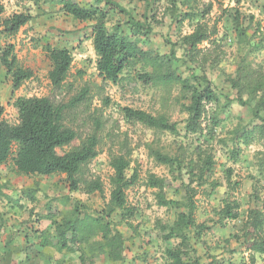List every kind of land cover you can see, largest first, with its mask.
<instances>
[{
	"label": "rangeland",
	"instance_id": "obj_1",
	"mask_svg": "<svg viewBox=\"0 0 264 264\" xmlns=\"http://www.w3.org/2000/svg\"><path fill=\"white\" fill-rule=\"evenodd\" d=\"M73 1L81 6L91 3V0ZM114 1L135 21L150 26V34L140 38L141 41L138 43L143 51L166 56L174 49L173 68L182 78L189 75V68L193 69L196 75L202 72L195 63L189 61L188 55L184 56L181 42L183 37L194 31L196 25L205 26L208 39L197 47L202 52L200 61L205 64V76L217 93L219 107L222 108L228 101L231 103L229 102L228 107L220 112L218 118L221 123L214 130V134L207 136L204 132L201 139L202 149L212 156L213 168L204 177L203 185L199 186L196 182L189 185L195 192L193 203L196 222L206 227L200 232V236L192 233L189 235L191 246L195 250V254L192 255L197 258L199 264L248 262L249 253L246 251L243 238L240 237L237 241L233 236L240 235L239 228L247 210L261 208L264 205V134L254 129L249 145L239 140L241 134L239 131H251L260 126L261 121L253 117V102L246 106L237 103L238 94L230 88L227 77H234L237 61L244 54L236 42L231 19L235 11H238L244 19L243 24L246 25L249 23V16H253L249 34L255 32L258 22L260 32L264 35V0ZM35 4L34 0H0V5L4 8V18L20 12L32 16L31 21L15 36L6 37L0 33V48L5 44L13 45L19 64L23 68L31 69L34 74L32 79L13 91L10 78L0 66V106L4 108L3 119L11 124L17 122V112L12 106L17 97H47L57 104H67L73 97L87 90L88 101L76 109L66 111L64 120L65 124L75 130L81 138L97 131L100 140L97 147L98 155L85 167L83 173L86 180L99 178L103 193L89 195L82 192L71 193L64 181V175L16 176L10 170V164L2 166L0 184L7 180L9 186L4 189L6 190L4 193H9L8 197L12 196L15 202L27 200L22 198V194L20 197L15 196L16 192L13 193L12 190H17L20 186L23 190L29 189L36 187L35 183L37 184L36 202L34 205L26 203L25 212L34 211L32 220L25 223L28 226L21 228L24 229V233L29 232L28 235L32 236L42 230L41 216H48L50 209L56 211L55 220L69 214L70 205L64 201L65 197L80 202L85 208L81 209V216L83 213L94 215L103 211L109 199L108 180L112 170L108 164V151L112 150L116 154L127 156L130 160L127 176L132 174V170L137 174L134 185L126 191L127 206L134 209V212L131 216H125V219L119 216L112 218L114 227L124 240L123 264H164V250L175 246L179 241L174 239L164 242L165 233L161 227L171 223L180 210L159 206L156 200L157 190L148 186V179L155 176L170 180L172 185L165 189L166 198L183 199L182 187L188 185L187 175L179 177L176 170L172 173V169L154 159L153 152L176 158L183 164L189 160L199 162V157L194 151L199 142L192 135H185L182 129L186 118L182 112V105H186L187 100L181 97L177 85L163 86L157 83L147 86L139 81L136 74L140 73L141 64L138 63L133 68L125 70L126 79L119 85L102 82L95 68L96 58L88 23L76 21L60 11L57 0H41L38 5ZM207 8H210L208 12L200 17L201 12ZM189 13L197 14V17L194 20L183 19V16ZM126 21V15L116 14L108 24H122L123 30L129 32L125 27ZM256 40L258 41L259 37ZM46 45L65 48L72 53L73 62L69 76L60 91L52 89L47 79L50 63L43 50ZM246 62L264 75V46L258 53L247 51ZM241 98L245 101L248 96ZM122 107L141 110L153 116L162 114L171 123L177 124L179 135L154 132L139 124L126 123L118 111V108ZM206 109L208 116L202 123L204 128L211 125L207 118L219 108L210 104ZM258 118L264 119V114L260 113ZM95 119L97 125L93 122ZM233 150L238 151L236 162L230 159ZM215 183L217 187L212 188V184ZM4 193L0 192V201L7 200L3 197ZM16 197L18 198L15 199ZM228 197L239 202L240 217L237 221H223L222 226L217 212L223 207V200ZM34 224H37L38 230L32 233ZM46 226L49 232L53 231L49 221ZM29 243L32 244V240ZM20 253L23 256L22 252ZM35 253L31 250V255ZM53 254L56 255L55 251ZM79 255L63 253L58 259L61 260L60 264H80ZM254 256L255 264H264V255ZM94 264L119 263L108 261L102 255L94 260Z\"/></svg>",
	"mask_w": 264,
	"mask_h": 264
},
{
	"label": "trees",
	"instance_id": "obj_2",
	"mask_svg": "<svg viewBox=\"0 0 264 264\" xmlns=\"http://www.w3.org/2000/svg\"><path fill=\"white\" fill-rule=\"evenodd\" d=\"M41 0H34L38 5ZM156 1V0H153ZM188 1V0H187ZM253 1V0H249ZM60 11L71 16L74 20L87 22L91 29V45L96 58L95 68L98 77L104 83L119 85L126 78L125 70L133 68L136 63L141 64L140 73L136 74L139 81L147 86L157 83L166 85H177L181 97L187 100L186 105H182V112L186 115L183 124L185 135H192L199 142L196 146L195 154L199 157V162L189 160L183 164L176 158H171L159 152H153L154 159L161 165L176 170L179 177L187 175L188 185L182 187L184 197L181 200H169L166 198L165 189L172 185L166 178H156L150 176L148 186L157 190V204L165 208L180 210L174 220L163 225L161 228L164 235V242L178 240L173 247L164 250V264H199L195 250L191 246L190 234L200 236L206 227L197 224L195 219V205L193 203L194 189L189 185L197 183L201 186L205 183L204 177L213 168L211 154H207L202 149L201 139L205 135L211 136L214 130L221 123L218 116L223 109H226L231 101H228L222 108L219 107V98L213 89L212 83L206 78L204 73L205 64L200 61L201 50L197 47L208 39L204 25H196L194 31L183 37L181 48L184 56L188 55L191 63L202 71L196 75L194 70L189 68V75L185 78L176 74L173 68L174 49L169 55H153L151 51H143L138 43L140 38L150 34V26L139 23L133 19L114 0H91L87 6H81L73 0H57ZM207 8L199 15L203 17ZM4 8L0 5V33L6 37L15 36L18 31L27 25L32 16L29 13H13L3 17ZM227 13V12H226ZM116 14L126 15L125 27L119 23L108 24ZM195 15V17H194ZM197 14L189 13L183 19L194 20ZM230 16V15H229ZM194 17V18H193ZM243 20L238 11H235L231 22L235 33L239 50L244 52L237 61V70L234 75L227 77L230 88L238 94L236 101L242 106L253 102V117L261 121V125L251 131H239V140L243 144L249 145L252 132L257 129L264 134V119L258 118L260 113L264 114V75L253 69L246 62V53L251 51L258 53L264 46V35L260 32V24L256 23V30L249 34L248 30L252 24L253 16H249V23L243 24ZM257 37L259 40L257 41ZM43 50L50 63L47 72V79L55 91H60L66 83L73 62L72 53L65 48L51 47L46 45ZM0 66L4 69L6 76L10 78L12 90H18L22 84L33 78V71L23 68L16 57L14 46L5 44L0 48ZM149 70L150 72H147ZM248 96L245 101L241 98ZM89 94L83 90L79 95L73 97L69 103H55L47 97H17L12 106L17 112V122L11 124L3 119L4 108L0 106V168L10 164V170L16 176L27 177H53L64 175V181L68 184V190L86 195L93 193H103L102 182L99 178L84 179V169L98 155V145L100 140L96 132L89 134L85 138L78 136L77 132L65 124V112L76 109L88 101ZM109 101L106 99V103ZM230 102V103H229ZM215 105L211 116L207 118L211 125L202 127V123L208 116V105ZM123 120L129 124H139L148 130L171 135H179L176 123H171L166 116L158 114L153 116L141 110H134L128 107L118 108ZM97 119L93 122L96 124ZM238 151H231L230 159L236 162ZM130 160L127 156L108 151V164L112 170L109 177V199L103 211L90 215L83 213L85 208L76 200L68 197L64 201L70 205L69 214L60 220H55L54 209H50L47 216L52 225L53 231L43 230L39 236V246L41 248H53L56 252L67 254H77L80 264H94V260L104 255L108 261L124 263V240L121 233L114 227L112 218L119 216H131L134 209L127 206L126 191L132 187L136 181L137 174L132 170V174L127 176L130 170ZM196 171V172H195ZM228 177L230 171H227ZM174 179V178H173ZM8 183L0 184V192L7 189ZM36 187L22 189V198L29 203L36 202ZM216 188L217 184H212ZM8 202H14L13 197L3 194ZM240 204L230 197L223 200V207L218 210V216L222 225L223 221H237ZM32 212V210H31ZM223 226V225H222ZM240 235L233 237L239 241L243 238L246 251L249 253L248 262L244 264H255V254L264 255V205L261 208H250L239 228ZM33 246V244H32ZM32 248H27L25 255L27 263H31L37 253L31 255ZM88 255V256H87ZM192 255V256H191ZM33 256V257H31Z\"/></svg>",
	"mask_w": 264,
	"mask_h": 264
},
{
	"label": "crops",
	"instance_id": "obj_3",
	"mask_svg": "<svg viewBox=\"0 0 264 264\" xmlns=\"http://www.w3.org/2000/svg\"><path fill=\"white\" fill-rule=\"evenodd\" d=\"M2 168V166H1ZM0 168V169H1ZM7 180L4 181L1 184H6ZM23 187H19L17 190H12V192H16L15 196H21V190ZM6 190L3 189V192ZM8 194L9 193H4ZM12 197V196H11ZM16 197L15 199H17ZM27 204H33L29 202H8V201H0V264H60L61 260L58 259L61 254L65 252L58 253L53 248L45 247L41 248L39 246V236L43 230H47L48 226H46V223L48 221L47 216L43 217L41 216V224L43 226L42 230H39V232H36L38 229L36 228L37 224H34L32 236L28 235L29 232L24 233V229H22V226H28L25 223H29V221L32 220V214L33 210H28V212H25L27 209ZM16 205V206H15ZM34 205V204H33ZM18 209V211H17ZM10 217V219H9ZM40 218V217H39ZM10 221V222H7ZM14 223H13V222ZM32 228V226L30 227ZM19 231V232H18ZM49 231V230H48ZM52 230H50L51 233ZM17 232V233H15ZM32 240V249L37 253L34 260L31 263H27L26 261V255L24 252H26L27 248H29L30 244L29 242ZM53 250V252L51 251ZM55 251V254L54 253ZM23 256H21V253ZM34 256V254H33ZM31 256V257H33ZM59 256V257H58Z\"/></svg>",
	"mask_w": 264,
	"mask_h": 264
}]
</instances>
